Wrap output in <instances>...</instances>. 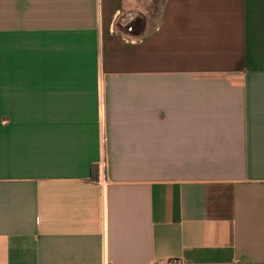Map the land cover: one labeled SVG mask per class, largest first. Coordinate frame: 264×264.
Wrapping results in <instances>:
<instances>
[{"label":"crops","instance_id":"1","mask_svg":"<svg viewBox=\"0 0 264 264\" xmlns=\"http://www.w3.org/2000/svg\"><path fill=\"white\" fill-rule=\"evenodd\" d=\"M152 1L0 0V264H264V0Z\"/></svg>","mask_w":264,"mask_h":264},{"label":"rangeland","instance_id":"2","mask_svg":"<svg viewBox=\"0 0 264 264\" xmlns=\"http://www.w3.org/2000/svg\"><path fill=\"white\" fill-rule=\"evenodd\" d=\"M151 0H147V2H150ZM159 1L158 0H153L151 2V4L148 6V14L150 18H154L157 10H158V6H159Z\"/></svg>","mask_w":264,"mask_h":264},{"label":"built area","instance_id":"3","mask_svg":"<svg viewBox=\"0 0 264 264\" xmlns=\"http://www.w3.org/2000/svg\"><path fill=\"white\" fill-rule=\"evenodd\" d=\"M98 163H99V161H98ZM100 163L103 164V162H100ZM166 264H183V261L180 258H177V257H168L166 259Z\"/></svg>","mask_w":264,"mask_h":264},{"label":"trees","instance_id":"4","mask_svg":"<svg viewBox=\"0 0 264 264\" xmlns=\"http://www.w3.org/2000/svg\"><path fill=\"white\" fill-rule=\"evenodd\" d=\"M138 25H139V22H137V23H136V22L132 23V24H131V29H132V30H135L136 27H137ZM94 171H95L94 168H92V169H91V172H94Z\"/></svg>","mask_w":264,"mask_h":264}]
</instances>
